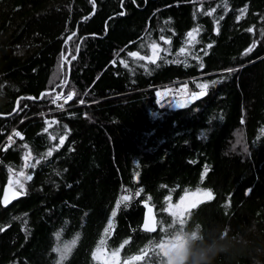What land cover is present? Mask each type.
<instances>
[{"label":"trees","instance_id":"obj_1","mask_svg":"<svg viewBox=\"0 0 264 264\" xmlns=\"http://www.w3.org/2000/svg\"><path fill=\"white\" fill-rule=\"evenodd\" d=\"M159 24L176 52L197 26L194 55L130 75L121 56ZM185 80L207 96L160 107L156 86ZM72 90L56 110L54 94ZM10 169L31 179L5 207ZM194 187L214 198L184 225L225 248L212 264L264 262V0H0V264H51L57 228L78 237L67 264H97L102 238L124 260L143 255L161 234L142 228L141 201L161 211Z\"/></svg>","mask_w":264,"mask_h":264},{"label":"rangeland","instance_id":"obj_2","mask_svg":"<svg viewBox=\"0 0 264 264\" xmlns=\"http://www.w3.org/2000/svg\"><path fill=\"white\" fill-rule=\"evenodd\" d=\"M202 8L203 7H200L201 10H203ZM214 12H215V7L210 8L209 13L214 14ZM159 26H161V27H159ZM195 28H198V27L195 26ZM193 29L194 28H192L190 31H192ZM157 31H158V34H156V36H154V33H153L154 31H152V30L147 32L148 34H146V36L142 39V41H140V45H138V49L136 51H132V52L138 53L137 56L133 57V56L129 55V57H127V58L121 56L120 63L124 67H126L125 65H127L126 68L129 69L130 75H135L136 71H143L145 74H151L153 72L154 67H157V66L159 67L158 64L164 60H170L172 58L173 60H175V62H180L182 60L186 61L190 56L194 55L190 46L192 44H194V42L198 39L200 30L198 31V33L194 34L195 40H192L191 42L187 36V33L189 31L186 33V35L183 39V45L181 47V49L182 48L184 49L183 52H181V50L180 51L177 50V52L173 51L172 39L170 37H167L164 35L161 24L158 25ZM161 37H163V39H161ZM142 57H150L151 59H142ZM153 60L155 61V63L152 62ZM65 62H66V60H65ZM138 66L141 67V70L137 69ZM149 69L151 70V73L149 72ZM68 74H70V71ZM202 84H206V83H204L202 81L198 82V85H202ZM173 86L186 87V89H188V91L191 94V91L189 88V82H188V80H185L182 82H174V83H166V84L157 85L156 86L157 87V91H156L157 92V98H158V95H161L162 90H165L167 88H171ZM197 89L200 90L201 88L197 87ZM69 93H67L66 95H68ZM61 94H63V93L61 92L59 94H54V96H53V101H55V102H53V104H54V107L56 108V110L61 109L62 107L65 108V106H64L65 103L64 104L60 103L61 99H59V98L64 97ZM70 94L74 95L73 90ZM158 101L159 100H157V102ZM58 103L60 104V108L56 105ZM61 105H62V107H61ZM14 131L15 130H13L10 133V135H8V137H7V142L10 141L9 137H11L10 142H12V144H10L9 146L13 145L15 142V137H16L15 133L16 132H14ZM51 149H52V151L54 150L53 148H51ZM30 160H31V158H30ZM37 161H39V160L35 159L34 164H36ZM25 165L26 164H24L23 168H25ZM19 173H21V172L20 171H18L17 173L11 172L10 177H8V179H9L8 185H9L10 181H12V187H14V189H18L19 191H25L26 179H25V177L20 176ZM16 180H19L20 182H22L24 184L23 190H21L19 188V185L15 183ZM197 188L205 189L202 187L188 188L181 194V196L177 200H174L172 197V194H170V196H169V197H171L170 203L174 206V209L171 213L166 211V209L168 208V204H169L168 199H166L163 206L160 207L161 211H157V212H156L155 206L150 201L145 200L154 206L156 222H157V229L159 228L158 231L161 234L159 236L160 239H155V240L160 241V243L157 245V247L160 251V256H167V254H168L167 250L168 249L177 247L176 244L167 243V241L172 239L171 233H174V232H176V229L185 226L184 225L185 224L184 223V217L189 213V212L185 213L181 209H175V205L180 204V202H181L180 198L182 196H184L185 192L191 193V192H194ZM137 198L139 199V197H137ZM192 199H193V197H191V196L187 197L185 199L184 205H187ZM200 199H202L203 201L206 200V198H204L202 195H201ZM139 200H141V199H139ZM145 201H141V203L143 204V207H144ZM143 211H144V209H143ZM143 214H144V212H143ZM23 228L26 230L27 225L24 224ZM157 229L155 231H157ZM51 236H52V234H51ZM75 238L78 240L77 236ZM175 239L180 240L181 238L177 234L175 236ZM98 245H99V243L97 244V246ZM97 246H96V248H97ZM96 248H95V250H96ZM104 249H108V247L106 246V243H105ZM104 249L102 250V255H101L100 261H97L93 258L97 262V264H102V259L104 257V253H103ZM108 250H109V254H108L109 260H110V254L115 251V252H118L117 260H118L119 264H123V262L125 261L124 260L125 257L123 255V249H121V247H119L115 250L111 249V251H110V249H108ZM143 256L144 257L140 262H134V263L130 262L128 264H158L159 259H160V256H157L152 251V249L151 250L148 249V251H146L143 254ZM51 260H52L51 264H55V256L53 253H51Z\"/></svg>","mask_w":264,"mask_h":264},{"label":"clouds","instance_id":"obj_3","mask_svg":"<svg viewBox=\"0 0 264 264\" xmlns=\"http://www.w3.org/2000/svg\"><path fill=\"white\" fill-rule=\"evenodd\" d=\"M245 149L246 147H243V151ZM177 234L180 236V240L175 239ZM75 235L67 236L61 228H57L52 232L51 252L55 256V264H67L71 259L72 254L78 247V240ZM171 236L172 239L167 241V243L176 244L177 247L168 249L167 256H160V251L157 247L160 243L159 240L150 241L149 247L157 256H160L158 264H212L215 255L225 251L222 246L204 243L202 226L191 230L184 226L176 229V232L171 233ZM219 239L224 240L226 236L222 233ZM74 240L75 244L72 243ZM197 242H200V244L198 245ZM66 244L70 246V251L65 249ZM254 264H264V262L256 260Z\"/></svg>","mask_w":264,"mask_h":264},{"label":"snow or ice","instance_id":"obj_4","mask_svg":"<svg viewBox=\"0 0 264 264\" xmlns=\"http://www.w3.org/2000/svg\"><path fill=\"white\" fill-rule=\"evenodd\" d=\"M245 11H246V9H245ZM208 14L210 15L211 13H208ZM198 31H199L198 28H194L192 31H189L187 33V36H188L190 42L192 40H195V35L194 34L195 33H198ZM249 31H251V29H249ZM161 39H163V37H161ZM183 51H184V49L182 48L181 49V52H183ZM248 51H251V49H249ZM129 55L135 57V56L138 55V53L131 52V53H129ZM73 59H74V57H73ZM142 59H151V58L150 57H142ZM152 62L155 63L154 60ZM125 66L127 67V65H125ZM228 71L231 72L233 70L232 69H228ZM211 83L212 84H215V83H217V81H212ZM208 86L209 85L207 83L206 84H202V85H198V87H200L202 89V91L199 92V93H193V98L194 99H199L201 96L205 95V91H203V89H207ZM71 98H72V95L69 94V96L67 97V99L70 100ZM53 102H55V101H53ZM81 103H83V101H81ZM177 106L184 107V105H182V104L177 105ZM61 107H62V105H61ZM15 135L16 136H20V133L19 132H16ZM9 140L11 141V137H9ZM63 141H64V137H61L60 138V143L63 144ZM237 143H239V141H237ZM24 147L27 148V145H24ZM245 151L246 152L248 151L247 147H246ZM51 155H52V151L50 150L47 153V156H51ZM37 163H39V161H37ZM27 166L28 165L26 164L25 167H27ZM31 166L32 167H35V164H33ZM9 171L11 172L12 170L10 169ZM207 171H208V169L205 168V173H204L205 175H207ZM19 175L20 176H24L23 171L21 173H19ZM137 175H138V173H137ZM25 179L30 180L31 179V176H26ZM15 183L19 185V188L21 190L24 189V184L22 182H20L19 180H16ZM9 192H11V198L12 199H15L19 195H24L25 194L24 191H19V192L13 191V189H12V181H10L9 187L7 189H5V193H4V203H8L9 202ZM141 192H143V189H140V191H138L135 195L136 196H139L141 194ZM201 195L204 198H206L207 200H212L214 198V193H213V191L211 189H201V188H197L194 192H191V193L185 192L184 196H182L180 198V201H181L180 204L175 205V209H181L185 213L189 212L191 209L196 208L199 203H203L204 202L202 199H200ZM189 196L193 197V199L187 205H184L185 199L187 197H189ZM131 199H132V196L130 194L129 195H122L116 201V209H119L122 204L125 205V207H127V202H129ZM148 199L150 200L151 197H148ZM166 199L169 200L168 208L166 209V211H168L169 213H171L173 211V209H174V206L170 203L171 197H167ZM144 203H145V206L147 207V203L148 202L145 201ZM147 211H148V217L145 220L143 227H144L145 230L151 231V230L154 229L155 216L153 215V209L152 208L148 207ZM116 215H117V211L116 210H113L111 212V216L114 218V217H116ZM112 226H113V221H112V219H109V221H108V227L105 229V233H107L112 228ZM72 243L75 244V240ZM105 243L106 242H105L104 239H101L99 241V245L97 246L96 250L92 253L93 258L95 260H97V261H100L101 260L102 250L105 247ZM125 243H127V241H125ZM65 249L68 250V251H70V246L66 244L65 245ZM117 256H118V252H115V251L110 254V260H109V257L108 256H105L104 257V264H119V262L117 260ZM141 259H142L141 257H137L135 259V261H139Z\"/></svg>","mask_w":264,"mask_h":264},{"label":"water","instance_id":"obj_5","mask_svg":"<svg viewBox=\"0 0 264 264\" xmlns=\"http://www.w3.org/2000/svg\"><path fill=\"white\" fill-rule=\"evenodd\" d=\"M201 91H202V89H201V90L193 91V92L190 94V96H188V97H184V98H180V99L176 100L175 102H173L172 104L169 105V108H171V109H184V108H186L187 106H191V105L196 104L198 101H201L202 99H204V98L207 96V94H208V91H207L206 89H203V91H205V95L201 96L199 99H194V98H193V93H199V92H201ZM180 104L184 105V107H179V106H177V105H180ZM4 193H5V192H4ZM16 198H18V196H17ZM16 198H15V199H16ZM15 199H12V198H11V192H9V202H8V203H4V194H3L2 197H1L2 203H3L4 205H6V206H7V205H10ZM148 207H150V208L153 209V215L155 216L154 206L148 202V203H147V207H146V206H145V203H144V211H143L144 214H143V221H142V228H143V229H144V227H143L144 222H145V220H146L147 217H148V211H147ZM156 229H157V222H156V216H155L154 229L151 230V231H149V232H154ZM144 230H145V229H144ZM146 231H148V230H146ZM104 254H105V256H107L108 251H107V250H104ZM137 257H141V256L138 255V254H135V255H133V256L130 258V260H125L123 264H128L129 262H136L135 259H136ZM103 264H104V258H103Z\"/></svg>","mask_w":264,"mask_h":264},{"label":"built area","instance_id":"obj_6","mask_svg":"<svg viewBox=\"0 0 264 264\" xmlns=\"http://www.w3.org/2000/svg\"><path fill=\"white\" fill-rule=\"evenodd\" d=\"M188 96L186 87L173 86L161 91V95H158L159 105H169L180 98ZM163 99V100H162ZM12 142L8 141V145Z\"/></svg>","mask_w":264,"mask_h":264},{"label":"bare ground","instance_id":"obj_7","mask_svg":"<svg viewBox=\"0 0 264 264\" xmlns=\"http://www.w3.org/2000/svg\"><path fill=\"white\" fill-rule=\"evenodd\" d=\"M201 90V89H200ZM207 90V89H206ZM187 91H188V89H187ZM208 91V90H207ZM62 96H64V97H62V98H59V99H61V101H60V103H62V104H66L69 100L67 99V97L68 96H66V95H63V94H61ZM72 95V98H73V94H71ZM188 96H190V92L188 91ZM71 98V99H72ZM163 100V99H162ZM59 108H60V104L58 103V104H56ZM158 105H159V101H158ZM170 105V104H169ZM65 106V105H64ZM160 107H165V106H168V105H159ZM62 108H64V107H62ZM61 108V109H62ZM6 147H10L9 145H8V142L6 143V146H5V148ZM6 186H9V185H6ZM4 194V192L2 193V195ZM2 195H1V197H2ZM1 203H2V200H1ZM2 205L3 206H5L6 207V205H4L3 203H2ZM8 206V205H7ZM104 250H107L108 251V254H109V250L108 249H104ZM103 253H104V251H103ZM108 254H107V256H108ZM138 255H140L141 256V258H143V255H141V254H138ZM104 257H105V254H104ZM103 257V258H104ZM126 260H130V258L129 259H126ZM142 260V259H141ZM141 260H139V261H141ZM139 261H136V262H139ZM124 263V262H123ZM130 263V262H129ZM132 263H134V262H132ZM102 264H103V259H102Z\"/></svg>","mask_w":264,"mask_h":264},{"label":"flooded vegetation","instance_id":"obj_8","mask_svg":"<svg viewBox=\"0 0 264 264\" xmlns=\"http://www.w3.org/2000/svg\"><path fill=\"white\" fill-rule=\"evenodd\" d=\"M8 180H9V179H8ZM8 182H9V181H8ZM8 187H9V186H5L3 192H5V189H7ZM12 189H13V191H17V192H19V190H18V189H14V187H12ZM22 196H24V195H19L18 198H16L15 200L21 198ZM15 200H14V201H15ZM14 201H13V202H14ZM13 202H12V203H13ZM12 203H11V204H12ZM8 206H10V205H8ZM8 206H7V207H8Z\"/></svg>","mask_w":264,"mask_h":264}]
</instances>
